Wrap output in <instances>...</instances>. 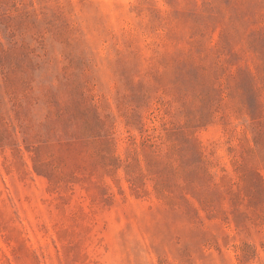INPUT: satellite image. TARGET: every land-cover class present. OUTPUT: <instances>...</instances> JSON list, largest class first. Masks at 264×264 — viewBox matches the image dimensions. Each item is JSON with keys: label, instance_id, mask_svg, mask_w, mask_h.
I'll use <instances>...</instances> for the list:
<instances>
[{"label": "rangeland", "instance_id": "rangeland-1", "mask_svg": "<svg viewBox=\"0 0 264 264\" xmlns=\"http://www.w3.org/2000/svg\"><path fill=\"white\" fill-rule=\"evenodd\" d=\"M0 264H264V0H0Z\"/></svg>", "mask_w": 264, "mask_h": 264}]
</instances>
